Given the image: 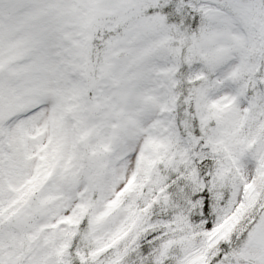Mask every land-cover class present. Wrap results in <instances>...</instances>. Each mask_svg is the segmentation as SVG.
Segmentation results:
<instances>
[{"label":"snow or ice","instance_id":"1","mask_svg":"<svg viewBox=\"0 0 264 264\" xmlns=\"http://www.w3.org/2000/svg\"><path fill=\"white\" fill-rule=\"evenodd\" d=\"M0 264H264V0H0Z\"/></svg>","mask_w":264,"mask_h":264}]
</instances>
